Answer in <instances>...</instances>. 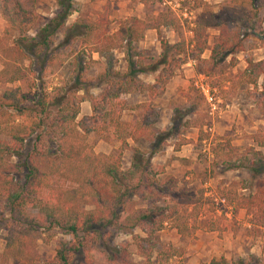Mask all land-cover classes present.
<instances>
[{
  "label": "trees",
  "instance_id": "16d2710c",
  "mask_svg": "<svg viewBox=\"0 0 264 264\" xmlns=\"http://www.w3.org/2000/svg\"><path fill=\"white\" fill-rule=\"evenodd\" d=\"M33 1L0 0V18L13 37L9 51L0 55V204L8 214L0 264L9 259L20 262L28 243L52 230L64 236L54 245L55 264H170L180 254L160 242L157 233L170 228L180 236L191 234L205 199L191 194L182 179L165 176L163 168L152 166L153 151L133 147L129 167L121 168L119 151L128 148L127 140L155 137L145 112L128 122L122 119L126 96L147 93L151 100L187 57L200 62L208 27L218 31L209 48L208 63L213 65L243 51L240 30L264 41V31L252 22L264 0H225L221 13L205 9L191 22L189 41L173 43L159 37L160 28L176 31L181 26V16L169 8L144 18L125 17L107 33L102 23L78 12L74 0H56L49 18L33 10ZM188 1L200 8L201 0ZM73 12L78 15L66 24ZM148 30L158 35L160 52L143 63V53L135 47ZM58 34L59 46L77 43L101 56L122 49L124 71L104 69L91 79L74 65L68 79L51 81L52 67L65 64L75 53L71 47L65 52L52 46ZM147 72L154 73L152 83L138 77ZM237 78L249 86L264 80V59H246ZM14 83L19 85L1 87ZM90 86L98 93H91ZM83 99L90 104V114L76 120ZM90 133L106 143L117 142L118 152L95 153L86 143ZM250 141L242 149L220 138L211 153L225 169H243L256 178L264 175V131H257ZM188 142L181 139L178 145ZM239 188L246 190L245 185ZM225 193L223 199L233 208L251 212L254 232L264 229V182L247 194H237L231 187ZM117 234L128 240L115 242ZM248 259L219 256L207 264H263L253 254Z\"/></svg>",
  "mask_w": 264,
  "mask_h": 264
},
{
  "label": "rangeland",
  "instance_id": "374dc122",
  "mask_svg": "<svg viewBox=\"0 0 264 264\" xmlns=\"http://www.w3.org/2000/svg\"><path fill=\"white\" fill-rule=\"evenodd\" d=\"M200 8H195L194 4L188 0H75L78 12L84 14L90 20H97L103 24L107 33L115 30L117 22L128 16L144 18L148 15L156 14L160 10L169 8L180 17L181 26L176 31L159 29V37L173 43L179 39L189 41L191 33L188 31L191 22L202 11L211 10L221 13L219 7L225 0H201ZM32 8L44 18L54 15L56 0H34ZM127 13L129 15H127ZM78 15L73 12L66 20L69 24ZM252 22L264 31V7L258 11L256 18ZM242 32L240 39H245L243 51L237 52L233 56H227L217 64L208 63L210 57L209 48L216 40L218 31L214 27H208L204 31L206 46L201 54L200 62L192 60L189 56L186 62L175 70L174 74L164 84L162 92L151 100L148 94H133L127 98L128 110L124 111L122 118L129 120L131 115L140 116L145 112L146 117L158 128H153L155 137L147 144H131V146L148 153L153 151L152 158L154 167H167L168 171L178 172L177 179H182V185L191 190V194L200 193L204 200L202 214L196 222V230L186 236L178 235L174 229H162L157 233L160 242L175 247L179 252V257L172 258L170 264H184V253L190 251L193 240L200 237V233L210 230L232 232L239 238L248 237L246 245L240 244V254L229 259L242 257L248 261L251 254L250 247L256 250L261 248L264 239V229L254 232L250 227L251 212L244 209H236L227 203L226 200L219 201L226 197V191L231 187L237 194H247L248 189H252L258 183L264 182V175L251 178L243 169L227 170L220 158L213 156L211 148L214 143L222 138L228 139L229 143L238 148H247L251 145V137L257 131H264V91L261 85L264 80L259 78L255 86L239 82L237 76L246 66V59L254 62L264 59V41H259L252 37H246V32ZM33 32H30L32 35ZM12 35L6 33V25L0 18V55L9 51ZM61 35L53 38V47L65 52L73 49V53L67 62L61 66L52 67L53 77L51 81L68 79L72 76V69L77 65L82 69L83 75L94 79L98 73L104 69L124 71L125 62L122 49H114L105 52L102 56L95 52L82 50L77 43L70 46L58 45ZM135 49L143 53V63L153 61L159 54V38L155 31H146L142 39L137 43ZM135 52V51H134ZM8 54V53H7ZM154 73L147 72L138 74L144 83H152ZM95 81H91L93 83ZM200 84H205L212 91L214 102L217 104L218 112L213 116L207 115V103L200 91ZM19 83L2 85L18 86ZM91 93H97L98 88L90 86ZM82 94V93H80ZM158 106V108H156ZM89 112V104L84 99L80 103L79 114L76 119L86 116ZM200 126V127H196ZM151 128V129H152ZM210 129V131H208ZM183 133H189L191 137L197 136L202 139L190 140L180 148L178 143ZM86 143L90 145L94 152L105 154L117 151V144H107L89 134ZM174 150H179L180 156H175ZM132 150L120 151V165L123 170L129 167ZM150 155V156H151ZM158 163V165H156ZM181 166H188L184 171ZM230 183V184H229ZM229 185V186H228ZM245 185V189H240ZM179 187V186H178ZM182 187V186H181ZM209 199V200H208ZM229 205V206H228ZM8 214L0 204V252L4 247L5 237L4 224ZM32 237L26 246L27 254L18 262L9 259L3 264H55L53 261L54 245L58 239L63 238L61 234L52 230L49 235ZM128 237L117 234L115 242L127 241ZM232 250V249H231ZM133 251V250H132ZM236 253V252H235ZM253 254V253H252ZM261 258L264 264V256L253 254ZM137 260L135 257H133ZM228 259V260H229ZM1 263V262H0ZM208 263V262H207ZM206 263V264H207ZM202 264V263H199Z\"/></svg>",
  "mask_w": 264,
  "mask_h": 264
},
{
  "label": "crops",
  "instance_id": "0c3cea01",
  "mask_svg": "<svg viewBox=\"0 0 264 264\" xmlns=\"http://www.w3.org/2000/svg\"><path fill=\"white\" fill-rule=\"evenodd\" d=\"M74 2H75V0H74ZM127 15H129V14L127 13ZM151 31H154V30H148V32H151ZM97 93H94V94H97ZM130 96L131 95L126 96V105H127V98ZM83 100H81V101H83ZM81 101H80V103H81ZM80 103H79V109H80ZM88 104H89V102H88ZM156 108H158V106ZM125 110L127 111L128 107H126ZM123 112H122V114H123ZM78 114H79V112H78ZM89 114H90V104H89V112L87 114V117L89 116ZM131 116H133V115H131ZM82 117H86V116H82ZM76 118H77V116H76ZM76 120H78V119H76ZM128 121H126V122H128ZM156 123H157V121L153 124V128L157 129L158 128L157 126H160V125H158ZM153 128H152V130H153ZM90 134H94V133H90ZM181 136H183L184 139L189 140V142H191L190 140L194 141L195 138L196 139L198 138L197 136H195V137H191V139H189L190 138L189 136H191V134H189V133H183ZM95 137H96V135H95ZM99 140H101V139H99ZM139 142L144 144V145L145 144L148 145L150 142H152V140H147V139H143V138H139L135 142H133L131 140H127L126 143H127L128 148L127 149L123 148L121 150H124V149L128 150L129 148L132 149L133 146H131V144L134 145V144H138ZM104 143H106V142H104ZM115 143L118 145L117 142H115ZM107 144H109V143H107ZM112 144H114V143H112ZM185 144L186 143H184V145ZM179 146L181 148V147H183V144H181ZM148 147H149V145H148ZM116 152H118V146H117ZM116 152H113V153H116ZM110 153H112V152H110ZM173 153L175 154V156H180L179 150H174ZM105 154H109V153H105ZM149 162L152 166H155V162H153L152 155L149 157ZM156 165H158V163H156ZM181 167L184 169V171L188 169V166H181ZM163 171H165V176H173L175 178H177L176 176H178L177 175L178 172H176V170L168 171L167 167H165V166L163 167ZM248 241H249L248 237L239 238V236L233 235L232 232H229V234H227L226 231H220L219 232L216 229L210 230L208 232L200 233V237L193 240L192 245L190 246V251L184 253V256H185L184 264H199V263L206 264L209 261V259H211L213 257H219V256H224L226 259H229L231 256L235 257L236 254H240V244H242V243L244 244V242H245V244L247 245ZM248 252H250L251 254L252 253L256 254V255L262 254V256H264V251H262L260 247L257 248L256 250L254 249V251H253V247H250Z\"/></svg>",
  "mask_w": 264,
  "mask_h": 264
},
{
  "label": "built area",
  "instance_id": "2783aa9c",
  "mask_svg": "<svg viewBox=\"0 0 264 264\" xmlns=\"http://www.w3.org/2000/svg\"><path fill=\"white\" fill-rule=\"evenodd\" d=\"M200 91L202 95L204 96V100L207 103V115L208 116H213L216 111L218 112V107L217 104L214 102V96L212 91L207 87L205 84H200ZM210 131V129H208ZM220 202L223 201L224 199H218Z\"/></svg>",
  "mask_w": 264,
  "mask_h": 264
}]
</instances>
